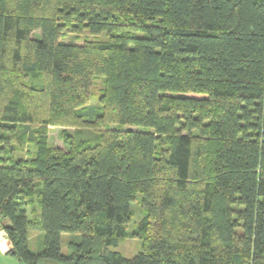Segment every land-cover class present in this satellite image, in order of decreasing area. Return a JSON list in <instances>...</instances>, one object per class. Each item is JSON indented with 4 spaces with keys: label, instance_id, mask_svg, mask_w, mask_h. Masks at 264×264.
Instances as JSON below:
<instances>
[{
    "label": "trees",
    "instance_id": "16d2710c",
    "mask_svg": "<svg viewBox=\"0 0 264 264\" xmlns=\"http://www.w3.org/2000/svg\"><path fill=\"white\" fill-rule=\"evenodd\" d=\"M0 223L26 264H264V0H0Z\"/></svg>",
    "mask_w": 264,
    "mask_h": 264
},
{
    "label": "rangeland",
    "instance_id": "374dc122",
    "mask_svg": "<svg viewBox=\"0 0 264 264\" xmlns=\"http://www.w3.org/2000/svg\"><path fill=\"white\" fill-rule=\"evenodd\" d=\"M89 38H93L92 35L88 36ZM74 38H78L76 39L77 42H82L85 38L86 35L85 34H79V35H74ZM102 38V37H100ZM96 85L94 86V91L95 92H100V89L102 88V81L101 80H97V82L95 83ZM90 104L92 105H98L99 101L96 98H92ZM96 105V106H97ZM90 114H94L96 111H92V109L90 108ZM59 127L57 126H51L50 127V136H51V141L50 142H58L59 141V137H58V132H59ZM131 209L134 211L133 217H132V221H131V227L130 229L133 228V223L136 221H139V219L142 217V212H141V205H140V200H136L133 201L131 203ZM66 235H64V238L62 240V251L63 252H67V246H66ZM29 244H30V248L33 251H36L37 249H39V247L42 244V240L40 237L36 236V235H30V239H29ZM116 250H119L123 253H125V255H127L128 257H133L134 255H136L140 250H141V240L138 238H133V237H128L124 240H122L118 246L115 247ZM51 263H53L52 261H50Z\"/></svg>",
    "mask_w": 264,
    "mask_h": 264
},
{
    "label": "crops",
    "instance_id": "0c3cea01",
    "mask_svg": "<svg viewBox=\"0 0 264 264\" xmlns=\"http://www.w3.org/2000/svg\"><path fill=\"white\" fill-rule=\"evenodd\" d=\"M11 248L12 242L3 225L0 223V264H26L10 253Z\"/></svg>",
    "mask_w": 264,
    "mask_h": 264
}]
</instances>
